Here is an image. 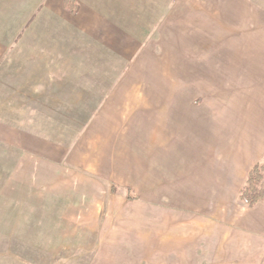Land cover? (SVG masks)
Listing matches in <instances>:
<instances>
[{
    "label": "crops",
    "instance_id": "crops-1",
    "mask_svg": "<svg viewBox=\"0 0 264 264\" xmlns=\"http://www.w3.org/2000/svg\"><path fill=\"white\" fill-rule=\"evenodd\" d=\"M66 1L0 0V195L26 203L34 193L44 237L101 246L94 259L121 264L138 258L130 245L158 255L153 226L164 220L142 183L155 161L188 172L189 160H212L170 215L203 217L178 231L202 237L197 258L182 259L264 264V202L238 199L264 159V0H74V11ZM209 84L262 86L261 125L244 129L249 153L229 144L220 118L199 116L192 102Z\"/></svg>",
    "mask_w": 264,
    "mask_h": 264
},
{
    "label": "rangeland",
    "instance_id": "rangeland-1",
    "mask_svg": "<svg viewBox=\"0 0 264 264\" xmlns=\"http://www.w3.org/2000/svg\"><path fill=\"white\" fill-rule=\"evenodd\" d=\"M200 87L206 89L213 96L208 95L205 99H202L203 97H195L193 99V105L201 109L199 116L204 115L205 120H207V114H210L213 116L214 121L220 118L222 131H224L225 127L230 128L227 134H231L234 137L235 142L232 141L229 144L232 147L238 148L239 152L249 153V150L241 151V148L243 147L244 149L246 146L244 129L250 124H256L255 126L261 125L260 121L264 119H260V116H254L260 110V102L258 100L260 99L262 86L253 85L248 90H245V86H237L238 90H236L237 88L229 90L228 86L211 84ZM196 120V114L189 118V136L191 137L196 134ZM253 145H255V138ZM209 154L206 158L212 156V150H210ZM252 155H254V149ZM252 159L254 160V157ZM209 164H212V160H203L199 163L189 160L184 165L185 168L189 167V171L186 172L185 170L180 171L179 169H175L174 160L155 161L151 180L146 179L142 183L145 186L143 192L150 190V184L152 185V189L155 190L157 203H153V205L158 211L156 217L164 220L162 223L157 222L154 225L155 227L153 226V237L156 240V245L153 248L157 250L158 255L156 254L157 258H155L149 249L150 246L145 245L149 243L130 245L127 247L131 248L138 258L136 261L132 260L131 262H122L121 264H213L212 260L206 262L182 259V257L188 254L197 258L199 253H197L198 249H195V247L201 242L202 237L196 234L179 236L178 231L185 230L186 228L194 231L188 225L191 224L194 227L195 224L197 225V223L202 221L201 218L203 217L196 216V219L188 222H180L178 218H174L179 216L180 212H183L182 207H178L176 203L177 197L181 195L180 192L182 190L186 191L192 186L193 180L191 179L196 176L197 168L202 171ZM180 172L183 174H180ZM4 184L3 182L0 183V189L4 190V187H2ZM126 189L121 187L119 189L118 187V190L116 189L114 194H123L126 202L139 199L134 191L135 199H129ZM19 199H22L19 195L14 196L12 201L6 200L5 197L0 195V264H102L100 260L94 259L96 257L94 253L99 252L101 246L95 245L93 247L84 244L75 246L70 245L68 242L61 243L58 241L52 243L53 230H46L44 237L43 230L36 226L38 218L35 194L30 192L29 197H23L26 203H17ZM137 202L141 205L147 204L143 203L141 199ZM7 206L10 209L12 208V214L10 211H5V207ZM160 210H166L167 212ZM18 211L21 212L18 213ZM171 213L174 217H170ZM21 216L22 218L20 219ZM17 221H20L24 225L23 228H15L17 225L14 226L13 224L17 223ZM54 231L57 232V230ZM172 232H174L173 235L171 234ZM195 232L197 231L195 230ZM43 240H46L45 243L42 242ZM223 263L224 261L220 260L216 264ZM104 264L118 263L112 262L111 259H106Z\"/></svg>",
    "mask_w": 264,
    "mask_h": 264
},
{
    "label": "trees",
    "instance_id": "trees-1",
    "mask_svg": "<svg viewBox=\"0 0 264 264\" xmlns=\"http://www.w3.org/2000/svg\"><path fill=\"white\" fill-rule=\"evenodd\" d=\"M74 0H67L66 7L72 9ZM116 185L112 186L113 193L116 192ZM129 199H135V195L131 189H126ZM238 199L249 208L256 206L259 203L264 202V159L256 164L250 171L245 185L242 187Z\"/></svg>",
    "mask_w": 264,
    "mask_h": 264
}]
</instances>
